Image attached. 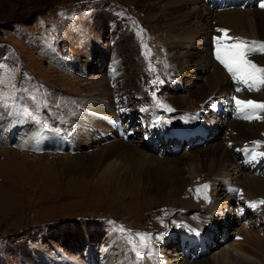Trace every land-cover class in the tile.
Segmentation results:
<instances>
[{
  "label": "rangeland",
  "instance_id": "rangeland-1",
  "mask_svg": "<svg viewBox=\"0 0 264 264\" xmlns=\"http://www.w3.org/2000/svg\"><path fill=\"white\" fill-rule=\"evenodd\" d=\"M258 1L233 3L252 10L260 8L262 2ZM167 3L169 0H0V264H177L178 260L197 259L218 264L221 255H227L226 264H264V203H260L264 190L261 197L249 200L244 195L249 190L241 188V175L264 177V157L257 162L245 151L237 156L236 164L229 162L227 177L201 176L197 170L185 168V183L176 190L167 173L169 189L163 197L150 189L143 176H133L130 190L110 193L85 174L61 176L58 171L61 161L74 158L79 151L90 155L91 148L118 141L132 143L164 165L181 164L180 159L221 143L225 112L231 110L228 119L239 116L232 113L236 111L232 97L264 102V85L249 90L238 82L227 90L215 87L205 101L198 102L194 91L205 79L193 59L205 54L216 60L215 41L206 45L201 39L206 37L205 31H201L191 40L185 37L173 46L164 45L157 37L158 24L182 17L183 7L197 5L182 0L169 9ZM231 37L245 39L236 34ZM249 58L264 66V54ZM173 61L185 69L178 79L170 69ZM110 64L113 69L109 71ZM131 77H139L137 87L128 84ZM238 87L242 90L237 91ZM209 98L213 99L207 104ZM123 100L142 119L134 116L132 128L126 126L120 132L109 119H118L116 112ZM157 101L173 110L157 107ZM97 104L107 111L99 112ZM25 108L37 118L24 117ZM258 112L264 116V110ZM95 113L97 118L85 121ZM261 120L264 125V117ZM77 125L89 128L91 134L89 144L81 150L70 142V132ZM174 125L194 128L205 136L190 138L193 145L183 142L177 152L168 141L152 143V147L138 141L141 130L155 126L169 130ZM41 128L51 133L40 148L33 141ZM134 131L137 136L129 139ZM198 139L203 141L194 143ZM255 141L264 142V133ZM259 145L253 150L264 152V143ZM37 147L44 150L35 151ZM124 169L121 166L119 171ZM190 173L194 175L189 177ZM142 183L146 188L141 194ZM205 184L209 187L203 188ZM140 230L151 236L145 237L150 247L141 250L138 261L132 242L139 250L140 237L135 234ZM182 241L189 247L188 257L180 248ZM228 245L254 247L256 257L247 258Z\"/></svg>",
  "mask_w": 264,
  "mask_h": 264
},
{
  "label": "bare ground",
  "instance_id": "bare-ground-1",
  "mask_svg": "<svg viewBox=\"0 0 264 264\" xmlns=\"http://www.w3.org/2000/svg\"><path fill=\"white\" fill-rule=\"evenodd\" d=\"M175 1L180 2L182 0H169V3H167L166 6L169 7V9H173ZM183 1L185 4L190 1H194L195 4L197 5L193 8L183 7L184 11L182 17L176 20L173 19L165 20L163 25L158 24V26L156 27L157 37H159V39L163 42L164 45H169V47L173 46L176 44L178 40L183 39L185 37L191 40L192 38L197 36L201 31H205L206 34V37L202 36L203 38L201 39L205 41L206 45H212L211 42L214 41V37L223 35V33L217 31L218 29H228L229 30L228 36H232V34H236L238 36L239 35L245 36L244 40L248 42H251L250 39L253 38L255 39L264 38V8L262 7L260 8L253 7L252 10L242 9L243 7L239 6L240 7L239 8L235 6L238 0H205V2H203V0H183ZM234 1L235 4L233 3ZM155 16L156 15H154V17ZM213 20L216 21V23L212 22ZM181 26L182 28H180ZM179 28L181 29V31L177 32ZM215 34H217V36ZM208 38L209 41L207 40ZM225 42L232 43L234 41H225ZM210 56L212 55L210 54ZM193 63H194L193 65H195L194 66L195 68L201 69L203 71L202 79H205L203 80L205 83H201L200 87L194 91V95L195 97L198 98V102H202L207 96L213 93L212 91L215 89V87H219L221 90H227V88H229L228 86L232 85L231 87H233V84L236 85L238 84L236 81L232 80L230 75H227L228 73L226 72L225 68L217 60H212L209 57H206L205 54L202 56L197 55V57L193 59ZM180 66L181 63H176L174 61L171 64L170 69L172 71V75L174 79H178L180 76L182 77L185 73L184 67H180ZM113 75H115V73ZM138 79L139 77H131L132 82L128 84L137 87L139 83ZM124 80L125 79L122 78V80L120 81L125 83ZM240 86L242 85L240 84ZM215 92L216 91H214V94ZM209 99L206 102L207 104H210L213 98L211 100ZM175 102L176 104L180 105V101L175 100ZM235 105L236 104H234V106ZM96 106L99 107L98 104ZM206 106L208 107V105ZM99 109H100L99 112L107 111L106 109H102L100 107ZM224 110L226 111L227 109ZM93 111L96 112V110ZM105 112L103 113L105 114ZM230 112L231 110L225 112V115L221 119L222 122H225V127L223 130L224 138L223 140H221V143L220 141L218 145H214L213 143L212 144L214 145L213 147H206L201 151H199L197 155L194 154L192 156H188L187 158L180 159L181 164L170 163L169 165H164V162L162 160L153 158L151 156L147 157V154L145 152H143L141 149H138V147L132 145V143H128V142L125 143L122 141H118L117 143H110V144L108 143V145H104L102 147L98 146V147H94L93 149L91 148L90 155L84 154L85 152L83 153L79 151L74 158L68 157L67 160L61 161V169H58V171L61 173L60 174L61 176L63 174L68 175L74 172L81 173L82 175L85 174L86 175L85 177L92 178L93 181L99 182L104 186H106L110 193L111 192L122 193V191L130 190L133 184V176H141V178L143 176V179L149 183L150 189L156 192L158 196L161 197L165 196L169 189V186L167 184L168 181L166 180L167 173H171L172 175L170 176V178L172 177L173 179L174 186L176 187L175 190L179 189L185 183V178L183 177V172L185 171V168H188L190 172H194L197 170L199 175L201 174V176L202 174L203 175L206 174L207 177L223 174L227 177L229 173L227 167L230 166L229 162L236 164L238 162L237 156L243 155L245 153V149L249 148L250 150H253V149H257V147H260V145L253 144V141H255L256 138H260L261 135L264 133V125H263V121L261 120V117L263 118L264 116L261 114V112L260 113L258 112V109L248 114L253 117V119L251 120L244 119L243 118L244 115H242V113H238L239 116L237 117L233 116V119L232 118L228 119L226 114H229ZM232 113L235 114L237 113V111L235 112L232 111ZM254 113L256 114L254 115ZM93 115L91 117L87 116L88 118L84 120L90 122L91 118L98 117V114L96 113ZM255 118H257V122H253ZM113 119H115V117ZM242 119L245 122H243ZM80 126L77 125L74 129V132H70L72 134L71 135L72 139H70V142L75 143V145L79 146L78 148L81 150L84 145L89 144L87 140L91 137V134L88 132L89 128H84ZM48 132L51 133L50 131L43 130V128L38 129L34 137L33 143L38 145L40 148L46 145L47 138L50 135ZM124 133H126V131H124ZM124 160L127 161V163L121 165L122 161ZM256 161L260 162L259 159H256ZM103 165L104 168L101 170V167ZM121 166H125V169L122 170V172L119 171ZM261 168L262 167H260V172H261ZM166 169L167 170L169 169L168 170L169 172H166L167 171ZM190 174L191 175H189V177L194 175L192 173ZM55 176H57L58 179V173ZM241 176H242L241 188L243 189L245 188L244 190L246 189L249 190V193L244 195L248 196L249 200L250 197L257 196L256 198H254V200H256L258 197H261L259 195L264 190V177H260V174L259 176L252 174L249 175V173L248 175H241ZM81 179H83V177ZM142 185L143 187H139L140 188L139 192L141 194L144 191V188H146L144 183H142ZM235 188L233 186V189ZM20 190H22L21 187ZM247 202H251V201L247 200ZM251 235L253 234L251 233ZM257 237H255V239ZM239 242L242 241L239 240ZM184 243L185 241L181 242V244ZM247 243L248 242L246 241V244ZM195 244L196 243L193 244L192 248H195ZM230 247H232V249H234L238 253L247 256V258L256 257L254 247L251 246L241 247L239 245H233V246L228 245L227 248ZM191 257L194 258V256ZM225 258H227V255H221L218 264H226L224 261ZM176 263L177 264H212V261H208L206 259H197L192 262L178 260L176 261ZM245 264H251V263H245Z\"/></svg>",
  "mask_w": 264,
  "mask_h": 264
},
{
  "label": "snow or ice",
  "instance_id": "snow-or-ice-1",
  "mask_svg": "<svg viewBox=\"0 0 264 264\" xmlns=\"http://www.w3.org/2000/svg\"><path fill=\"white\" fill-rule=\"evenodd\" d=\"M260 7L264 8V2L260 4ZM220 33H223L222 36L214 37L215 41V59L227 70L230 74L233 81L238 82L241 85L246 86L249 90L258 89L259 86L264 85V66H259L252 59H249V56L255 55L257 53L264 54V41H245L239 37L228 36V29H218ZM225 41H234L232 43H226ZM153 84H156L157 81H152ZM163 83V81H159ZM242 90L240 87L237 88V91ZM155 93L153 97L155 98ZM211 100V98H210ZM232 100L235 101L237 113H246L248 110L255 111L257 109L264 110V102H257L254 100H240L236 97H232ZM157 107L165 108L167 111L171 112L173 109L167 107L164 104H161L157 101ZM24 117H31L36 119L37 117L33 116V113L30 112L27 108L23 110ZM244 119L251 120L253 117L251 115L245 114ZM46 127V125H45ZM59 131V130H57ZM264 143L262 141H253V144L259 145ZM231 146V145H230ZM249 151L250 158L256 160L260 157H264V152H256L255 150L245 149ZM203 188H208L207 184L202 186ZM197 192L200 191L199 188L196 189ZM250 205L255 206V202H249ZM264 203V200L260 201ZM111 223V222H110ZM121 231H126L121 229ZM129 234H131L130 230ZM137 237H140L139 250L137 249L136 243L133 241V250L136 251L137 260H141V250L150 247V243L145 240V237H150V233H136Z\"/></svg>",
  "mask_w": 264,
  "mask_h": 264
}]
</instances>
